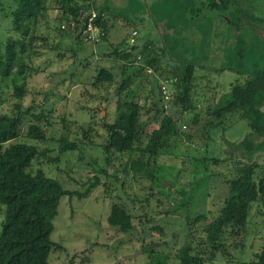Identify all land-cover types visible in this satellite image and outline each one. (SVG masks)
Here are the masks:
<instances>
[{
    "label": "trees",
    "instance_id": "trees-1",
    "mask_svg": "<svg viewBox=\"0 0 264 264\" xmlns=\"http://www.w3.org/2000/svg\"><path fill=\"white\" fill-rule=\"evenodd\" d=\"M97 1L9 0L12 8L6 16L9 34L4 42L0 43V83L13 77L12 97L17 102L14 103L11 113L0 114V207L3 209V219L0 222V264H50V253L54 249H60L58 244L51 241L50 236L54 230L53 221L58 214L61 199L66 196L86 198L100 184L98 175L108 176L106 170L101 167L98 169V175L84 184L85 190L82 193L64 189L57 180L46 175L41 167L32 171L33 163L38 160L40 165H58L60 157L65 153L82 150V141L68 140L64 136L58 140L50 138L58 144V153H53L50 148L42 149L21 141L48 140L45 131L38 124L45 116L42 105L36 106L39 113L34 114L35 108L24 106L22 100L29 94L27 75L32 71L26 59L29 60L35 54L36 42L46 39L39 33V27L50 10H56L58 15L57 40L66 33L77 32L78 37L82 36L81 32L85 28L89 13H96L93 24L98 29L99 43L94 44L83 38L79 41L92 48V52H85L83 60L90 63L92 53H97V57L102 58L99 64L97 63L96 74L90 84L92 88L106 91L113 89L114 119L111 123L102 124L104 132L101 147L106 166L111 163L112 154H127L128 159L123 164L124 174L127 175V170L132 172L136 182L145 177H153L150 168L157 165L161 156L177 146L178 122L181 114L185 113H193L192 118L188 120L191 133L187 134L188 142H192L193 133L200 136L201 131L207 135L206 139H209L210 130L222 126L228 117L236 114L238 119L247 123L251 132L237 144L226 141L225 145L233 152H264L263 63L253 61L243 70L242 65L239 66L238 80L231 83L227 91L221 92L217 86H205L203 90L199 88L195 82L193 63L171 61L170 68H162L161 59L165 55L166 45L164 44V48H157L153 39L147 41V36L142 45L123 39L116 43L110 52L96 48L98 44L108 40L113 28L111 21L115 24L122 19L124 23L134 25L138 14H149L153 18L154 13L163 11L164 17V13L171 15L170 11L177 10L175 14L189 27L203 30L204 23L209 19L208 12H218L221 22L228 24L231 31L239 34L238 44L244 43V34L249 31V26L254 28L252 31L262 40L264 19L254 15L257 13L250 9V4L244 5L241 0H198V4L194 0H176L179 4L177 9V6L168 0L150 1L148 6L146 1L139 0V11L134 7L137 0H128L124 8L117 10H114L107 0L99 4ZM225 17L228 21H225ZM153 22L157 24L155 19ZM160 22H163V19ZM56 45L59 46V43ZM240 57L242 58L241 55ZM108 61L117 63V69L107 66ZM118 71L119 79L115 76ZM142 75L149 78L152 76L151 80H148L149 88L145 95V101L151 102L150 107L138 102L143 91ZM17 78H20L21 82L17 83ZM168 82L172 83L168 85ZM162 86L166 87L170 95V100L165 103ZM199 92L206 93V98L202 101L199 99ZM104 102L110 104V99L105 98ZM176 111L180 116H177ZM26 117L31 123L24 132L22 127ZM93 121L92 119L86 125V129L85 126L81 128L86 131L82 139L90 141L91 136L98 135L92 134ZM62 124L67 129L64 120ZM153 125L157 127L150 129ZM200 161L204 160L201 158ZM223 162L226 160L211 159L214 166ZM259 169L257 162L236 164L233 177L226 182L227 192L221 196L217 215L211 218L206 214L187 217L186 226L189 232L183 245L173 254L172 262H169L168 255L161 252V256H156L154 248L142 245L141 253L149 258L146 264H213L217 254L226 255L229 248L243 245L251 205L258 203L264 213V169L260 176H256ZM206 181L205 178L204 184ZM134 217L126 204L114 202L107 223L124 235L126 242H132L138 236L144 241H149L154 238V231L161 233L160 238L164 236L165 227L160 224L136 232ZM148 222L139 216L142 229L150 224ZM203 222L206 224L199 231H192L191 227ZM134 235L137 237L133 238ZM251 264H264V247Z\"/></svg>",
    "mask_w": 264,
    "mask_h": 264
},
{
    "label": "rangeland",
    "instance_id": "rangeland-1",
    "mask_svg": "<svg viewBox=\"0 0 264 264\" xmlns=\"http://www.w3.org/2000/svg\"><path fill=\"white\" fill-rule=\"evenodd\" d=\"M102 1L97 2L99 4ZM140 1H146L148 6L150 1L155 0ZM140 1L137 0L134 5L139 11ZM168 1L174 6H179L176 0ZM109 2L115 8L126 4V0ZM240 2L244 5L250 4V9L257 13L254 15L264 19V0ZM10 4L9 0L1 1L0 43H3L9 34L6 16L12 9ZM177 12L178 10L170 11L171 15L164 13V17L163 11L154 13L153 18L157 24L149 14H142L140 16L142 19L134 21V25L126 24L122 19L115 24L111 21L113 28L108 40L98 44L96 48L107 49L110 52L112 47L123 39L142 45L147 36V41L153 39L157 48H164L166 45L165 55L161 59L162 68H170L171 61L193 63L195 82L199 88L203 90L205 86H217L221 92L227 91L230 84L238 80L239 66L242 65V70L247 69L256 60L257 63L264 64V38L260 40L252 31L253 27L249 26V31L244 34V43L238 44L239 34L231 31L228 24L221 22L218 12L213 14L208 12L209 19L204 23L203 30L184 25L182 18L175 14ZM161 19L163 22H160ZM58 25L57 11L50 10L39 27V33L46 39L36 42L35 54L29 60L26 59L32 71L27 75L29 94L22 100L24 106L35 108L34 114L39 113L36 106L42 105L45 116L38 124L45 131L48 140L39 142L21 139V141L42 149L50 148L53 153H58V144L50 138L58 140L64 136L68 140L82 141V150L65 153L60 157L58 165L52 163L40 165L38 160L33 163L32 171L41 167L46 175L57 180L64 189L82 193L85 190L84 184L98 175V169L101 167L106 170L108 176L98 175L100 184L86 198L66 196L61 199L58 214L53 221L54 230L50 236L51 241L58 244L60 249H54L50 253L48 262L146 264L149 258L141 253L142 245L154 248L156 256H161V252L168 255L171 259L169 262H172L173 254L183 245L189 232L186 226L187 217L198 214H206L210 218L216 216L219 201L227 192L226 182L233 177L236 164L257 162L260 169L257 170L256 176H260L264 169V152L254 150L233 152L225 145L226 141L237 144L251 132L247 123L238 119L236 114L228 117L222 126L210 130L209 139H206V134L201 131L200 136L193 133L192 142H188L187 134H191L188 120L192 118L193 113L180 116L176 111L177 116H180L177 129L179 141L168 154L159 158L156 166L150 168L153 177H145L136 182L132 172L127 170V175L124 174L123 164L128 159L127 154H112L113 159L106 166L101 147L104 132L102 124L111 123L114 119L113 89L106 91L92 88L90 84L102 58L97 57V53H90L92 61L88 63L83 60L85 52H92L91 46L80 42L82 36L78 37L77 32L66 33L57 40ZM57 42L59 46L56 45ZM108 62L107 66L117 69V63ZM119 71L115 75L117 79L120 78ZM142 77L143 91L138 102L150 107L151 102L145 101V95L149 88L148 80H151L152 76ZM12 80L11 76L0 83V114L11 113L14 103L17 102L12 97ZM16 82H21V79L17 78ZM171 83L168 82V85ZM50 92L53 93L47 96L46 94ZM205 94L199 92L201 101L206 98ZM105 98L110 99V104H105ZM262 110L264 111V107ZM92 119L94 120L92 134L98 135L91 136V140L87 141L82 139V136L86 135L84 130ZM62 120L67 123V129ZM30 123L26 117L22 127L24 132ZM83 126L85 129L81 130ZM156 127L153 125L150 129ZM201 158L205 162L200 161ZM212 158L225 159L226 162L214 166L211 163ZM205 178L206 184L203 182ZM114 202L126 204L132 210L136 232L160 224L165 227L164 236L160 238L161 233L154 231V238L149 241L134 235L133 238L137 237L135 240L126 242L124 235L107 223ZM139 216L149 221L150 224L146 228L142 229L140 226ZM2 219L3 209L0 207V222ZM205 224L206 222L199 223L191 229L199 231ZM242 243L243 245L238 248H229L226 255L217 254L213 264H251L256 260V255L264 247V213L258 203L251 205L246 235L243 236Z\"/></svg>",
    "mask_w": 264,
    "mask_h": 264
},
{
    "label": "built area",
    "instance_id": "built-area-1",
    "mask_svg": "<svg viewBox=\"0 0 264 264\" xmlns=\"http://www.w3.org/2000/svg\"><path fill=\"white\" fill-rule=\"evenodd\" d=\"M95 18H96V13L94 11H91L89 13V17L85 25V28L82 29V32H81L82 38L85 41H90V42H93L94 44L100 41L98 37V29L93 24V20ZM162 90H163V102L165 103L168 100H170V95L168 94L165 86H162Z\"/></svg>",
    "mask_w": 264,
    "mask_h": 264
},
{
    "label": "flooded vegetation",
    "instance_id": "flooded-vegetation-1",
    "mask_svg": "<svg viewBox=\"0 0 264 264\" xmlns=\"http://www.w3.org/2000/svg\"><path fill=\"white\" fill-rule=\"evenodd\" d=\"M195 2H196V4H198V0H194ZM107 2H109V0H107ZM109 4L111 5V3L109 2ZM127 5V0H126V4H125V6ZM125 6H121L120 8H124ZM111 7L114 9V10H117V9H120V8H115V7H113L112 5H111ZM139 15V14H138ZM141 15H139V17H138V19H142L141 17H140Z\"/></svg>",
    "mask_w": 264,
    "mask_h": 264
},
{
    "label": "crops",
    "instance_id": "crops-1",
    "mask_svg": "<svg viewBox=\"0 0 264 264\" xmlns=\"http://www.w3.org/2000/svg\"><path fill=\"white\" fill-rule=\"evenodd\" d=\"M102 43V42H101ZM103 50V49H102Z\"/></svg>",
    "mask_w": 264,
    "mask_h": 264
}]
</instances>
